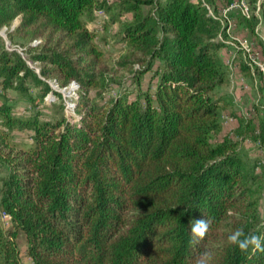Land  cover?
Wrapping results in <instances>:
<instances>
[{"label": "trees", "instance_id": "obj_1", "mask_svg": "<svg viewBox=\"0 0 264 264\" xmlns=\"http://www.w3.org/2000/svg\"><path fill=\"white\" fill-rule=\"evenodd\" d=\"M214 4L0 0V264H22L19 233L31 264H264L263 163L214 141L227 103ZM229 17L254 33V11ZM119 23L128 75L111 94L94 29ZM50 80L77 86L75 117L47 115ZM250 130L264 152V124Z\"/></svg>", "mask_w": 264, "mask_h": 264}, {"label": "rangeland", "instance_id": "obj_2", "mask_svg": "<svg viewBox=\"0 0 264 264\" xmlns=\"http://www.w3.org/2000/svg\"><path fill=\"white\" fill-rule=\"evenodd\" d=\"M197 1V0H194ZM204 1V0H203ZM235 1V0H234ZM262 0L261 2H263ZM246 2V1H245ZM218 9V15L221 13L222 9L226 6L225 0H215V4ZM209 9L213 12V7L209 6ZM250 12L254 11L256 16V24L254 28V33L251 34L249 31L243 27L236 26L232 27L229 36L225 33L223 37V43L225 47L220 51V57L225 67L227 84L219 88L218 93L224 95L227 100L224 108L220 111V121L222 123V132L215 139V142L220 141L222 137L228 136L236 143L237 152L250 162H258L261 160L263 163L262 169L264 170V152L261 151L258 144L251 139L252 131L250 128L258 126V123L262 122L264 124V78L259 72L260 69L257 65L260 63L264 66V23H263V14L262 9L258 10L256 5L255 9L250 8ZM238 9L231 11V15L235 18L238 15ZM214 14V13H213ZM108 19V18H107ZM106 19V20H107ZM109 21V19H108ZM19 21L15 20L11 26V30L18 25ZM235 23V22H234ZM121 23L109 25L107 29H94L96 41H104L105 38L107 44L102 46L104 48V55L106 60L104 63L108 68V76L105 78V83L107 86L111 87V94L115 93L118 89L116 84L119 80L115 75L123 76V79L127 77V73L119 71L114 63L118 59L119 53H122L121 46L116 43L118 41L117 34L120 30ZM1 37L9 48V42L6 36V29L0 30ZM237 40H245L250 46V53L245 55L237 43ZM26 41L20 38L14 39V46L12 49H15L18 52H21V48H24ZM36 43V42H35ZM34 43V44H35ZM262 43V44H261ZM234 44V45H233ZM102 45V44H101ZM137 68V66H136ZM38 70V69H36ZM127 79V78H126ZM125 79V80H126ZM51 88L60 94L58 96L53 95L52 93L48 94L44 99V105L46 107L45 112L47 115L52 116L57 113H63L65 117L71 118L75 117L74 115V101L77 99V86L72 83L66 88H60L57 86L55 81H48ZM147 84V80L144 81L143 85ZM126 86H129V81L126 83ZM13 95L10 94V98L14 101ZM11 100V101H12ZM14 105V102H12ZM62 106V110L60 109ZM17 112H24L25 108L23 105H17L15 108ZM54 117V116H53ZM239 121H242L243 126L250 127L244 134H238L239 130ZM254 130V129H252ZM16 141L22 142L21 138L23 135L15 134ZM244 136H246L244 138ZM4 175V174H3ZM0 174V177L3 176ZM264 176V171H263ZM259 210L260 214H264V178L262 184V192L259 200ZM0 227L3 229H9L10 225L2 220V214L0 210ZM16 244L18 246L20 261L22 264H31L26 252V240L22 233L18 234L16 239Z\"/></svg>", "mask_w": 264, "mask_h": 264}, {"label": "built area", "instance_id": "obj_3", "mask_svg": "<svg viewBox=\"0 0 264 264\" xmlns=\"http://www.w3.org/2000/svg\"><path fill=\"white\" fill-rule=\"evenodd\" d=\"M201 1L203 2V0H201ZM261 1L262 0H258L256 2V7L258 10L260 9ZM206 8L208 9L209 14H211L213 17H215L213 12L209 9V7L207 5H206ZM234 9H236V10L238 9V11L243 16H245L246 18H249L251 15V12L249 10L250 8L244 0H235L231 4L225 6L222 9L221 13L218 15V18L221 20V23L223 24V26L226 27L225 33L228 36L230 35L229 32H230L231 28L232 27L234 28V21L229 17V13H231V11H233ZM219 40L222 41V38L219 37ZM236 42L237 43H235V44H237L239 46V49H241L243 51V53H245V55L248 54V56H249L250 46H249L248 42L245 40H237ZM257 66L260 68L258 70H260V72L264 78V66L261 63ZM1 214H2V220L6 223V225H10V221H11L10 216L5 212H1Z\"/></svg>", "mask_w": 264, "mask_h": 264}, {"label": "crops", "instance_id": "obj_4", "mask_svg": "<svg viewBox=\"0 0 264 264\" xmlns=\"http://www.w3.org/2000/svg\"><path fill=\"white\" fill-rule=\"evenodd\" d=\"M234 27H236L235 23H234Z\"/></svg>", "mask_w": 264, "mask_h": 264}, {"label": "water", "instance_id": "obj_5", "mask_svg": "<svg viewBox=\"0 0 264 264\" xmlns=\"http://www.w3.org/2000/svg\"><path fill=\"white\" fill-rule=\"evenodd\" d=\"M0 36H1V34H0Z\"/></svg>", "mask_w": 264, "mask_h": 264}]
</instances>
